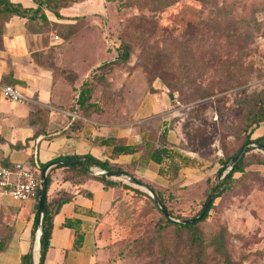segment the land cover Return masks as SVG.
Returning a JSON list of instances; mask_svg holds the SVG:
<instances>
[{"label": "rangeland", "instance_id": "obj_1", "mask_svg": "<svg viewBox=\"0 0 264 264\" xmlns=\"http://www.w3.org/2000/svg\"><path fill=\"white\" fill-rule=\"evenodd\" d=\"M161 1L83 0L78 4L87 8L78 9L87 13L84 17L99 18V30L80 24L81 30L73 26L51 32H75L68 40L70 58L87 54L80 69L114 62L93 73L96 65L73 89L71 106L82 84L90 87L92 106L86 118L125 122L147 93L161 88L176 94L170 99L171 131L176 142L185 138V147L179 148L182 154L198 156L206 168L202 181L180 177L159 191L172 217L188 219L201 210L216 184L218 159L238 151L249 131L254 137L257 124L248 127L246 117L257 104L254 97L264 100V0H174L166 6ZM123 44L130 46L126 60L120 56ZM245 149L249 150L243 172L235 174L234 185L215 200L199 228L208 245L221 227L225 229L233 263L264 264V150L253 144ZM126 184L140 192L122 188L111 208L100 215L89 264H175L171 252L176 244L186 247L188 258L192 249L186 234L183 243L181 239L177 243L172 227L160 232L164 219L152 198L133 182ZM58 193L49 189L50 196ZM161 246L169 249L166 258ZM204 261L222 264L211 246Z\"/></svg>", "mask_w": 264, "mask_h": 264}, {"label": "crops", "instance_id": "obj_2", "mask_svg": "<svg viewBox=\"0 0 264 264\" xmlns=\"http://www.w3.org/2000/svg\"><path fill=\"white\" fill-rule=\"evenodd\" d=\"M12 1L26 7L34 6L33 0ZM82 4L62 8L61 19L48 10L45 13L50 22L59 25H73L81 30L80 24H85L92 31L99 30V18L84 17L87 13L78 7L87 8V5ZM68 40L52 32L48 36L32 33L26 28V19L19 16H13L7 22L4 48L0 51V84L10 81L20 88L28 101L15 103L0 93V166L3 163L10 167L15 163L25 165L32 160L42 165L62 156L91 155L124 169L153 188L171 186L180 177L187 182L202 181L206 163L198 160V156L182 154V150L174 145L179 141L176 142L171 130L168 142L170 149L176 152L174 160H188L192 164L183 166L172 176L167 172L166 162L158 164L148 156L149 150L158 146L162 124L172 111L169 93L161 88L144 95L134 106L131 119L125 122L86 118L76 111V102L71 106L73 89L79 87L86 73L97 64L85 70L78 68L85 63L87 54H74L71 59L72 43ZM56 68L73 71L76 75L72 79L66 73L56 74ZM70 114L77 117L74 119ZM253 135H264V122L253 129ZM110 137L124 145L136 146V151L114 154L112 147L95 141ZM18 142L24 147L12 148ZM62 175V169H57L50 188L65 192L71 199L53 216L44 264H89L93 232L100 215L111 208L123 190L120 187L104 189L100 182L87 178L64 181ZM82 191L92 193V197L85 196ZM35 217V200L19 202L8 196L0 199V264H19L21 255L29 251ZM67 219L79 223V233L83 235L79 247L75 244V230L65 225Z\"/></svg>", "mask_w": 264, "mask_h": 264}, {"label": "trees", "instance_id": "obj_3", "mask_svg": "<svg viewBox=\"0 0 264 264\" xmlns=\"http://www.w3.org/2000/svg\"><path fill=\"white\" fill-rule=\"evenodd\" d=\"M83 0H69L68 3L64 4L61 0H33L34 6H23L20 3L13 2L12 0H0V51L3 50V37L6 30V24L13 16H19L26 19V28L28 31L32 33L41 34L44 36H48V34L53 31L55 28H61V27H73V25H59L57 23L50 22L45 10H48L51 12L56 18H63V16L60 14V10L62 8H66L71 6L72 4L79 3ZM107 2L112 1H121V0H106ZM164 6L169 5L174 0H162ZM161 1V2H162ZM205 1V0H200ZM75 28V27H74ZM63 39L68 40L75 36V32H70L68 35L60 34ZM130 55V46L129 44H123L122 45V52L120 53V56L126 60ZM114 62H103L99 65H97L95 68H93L92 72L96 73L103 68H109V66L113 65ZM57 71H61L62 73L68 74V77H72L74 74L73 71H66L63 69L56 68ZM15 83H18L19 81H12ZM91 99V90L88 84H85V82L82 84L81 89L79 91V95L76 99V107L77 112L85 117V113H87V110L89 109L92 104L90 103ZM255 103L254 109H251L247 113V126L251 127L253 124L259 125L260 122H264V100L258 99L257 97H254ZM259 101V102H258ZM172 118L163 122L162 128L160 130V134L158 137V142L156 147H153L149 150L148 156L149 158L154 161L155 163H163L166 162L168 166L167 172H170L172 176H175L178 171L183 166H189L192 163L188 160H184L182 162L175 161L176 152L173 149H170V143L168 142V133L172 129ZM96 142L100 144H104L107 146L112 147V152L114 154H133L136 151V146L133 145H124L120 141H118L115 138H100L95 139ZM185 138H181L179 140L178 148L185 147ZM250 144L255 145L256 147L264 150V135L258 136V137H251L250 131L245 135L244 141L242 143L241 148L236 151L235 153L231 154L230 156H226L224 158H219L218 162L220 166L218 167L216 171V184L211 186L210 191L207 195L212 194V200L200 220H196L193 223H187V224H178L171 222L166 215L158 208V206L154 203L157 210L162 214L163 221L160 222L159 225V231L166 230L169 227H172V229L177 232V240L180 243V239L183 238V234H186V238L188 239V242L190 243V247L192 249L191 254L187 255V257H184V251L186 247L180 246V244H176L173 247V250L171 254H173V257L175 258L176 263L175 264H205V256H206V250L207 246H211L215 255L220 259L222 264H237L233 263L228 255L226 245H225V236L224 228H220L218 233L214 236V238L209 242V245L206 244L203 240V236L201 233V230L199 228V224L204 221L210 214L211 210L214 208V202L215 200L228 192L232 186L235 183V174L242 173L244 170V158L245 155H243L239 161L236 163L234 168L230 170L228 173L225 174V176L220 180L222 173L225 171V169L228 167V165L231 163V161L235 158V156L240 152L244 150V147H248ZM24 147L23 144L20 142L16 143L15 145H12V148H21ZM66 161V162H74L73 165H56L53 166L47 174V187H46V194H45V201H44V218H43V228H42V235L40 236V246H39V257L37 264H44L46 252L48 250L49 244H50V235L51 230L53 227V216L55 213L58 212L61 205L71 199L70 196H66L65 192H59L55 196L49 195V189L52 181V176L54 172L57 169H62L63 175L62 179L64 181L67 180H74L76 178H87L92 179L100 182L104 189H108L111 187H121L123 189H129L134 190L135 192H140L138 189H135L131 187L130 185L123 183L119 180L111 179L110 177H107L104 174H96L94 173L91 168L92 167H99L103 170L109 171L112 174H116L117 176L125 175L130 177L131 182L140 181L139 179H136L131 173L125 171L124 169L118 167V166H112L108 161H101L91 155H70V156H62L56 158L54 161ZM48 163L40 165V168L42 169L45 165ZM29 166L33 165V160L31 162H28ZM2 166L9 167L8 164L3 163ZM164 173V172H162ZM149 185V184H148ZM157 194L159 199L162 201L164 206L167 208L165 204V200L163 199L162 194L159 191V188H153L151 185H149ZM82 194H84L87 197H92V193L87 191H82ZM208 197V196H207ZM207 199V198H206ZM154 202V201H153ZM37 204H38V198L35 199V211H36V217L35 222L32 229V245L28 252L21 255L20 257V263L19 264H34L33 261V245L35 240V232H36V220H37ZM168 214L170 216H173L171 211L167 208ZM199 214V211L194 215L196 217ZM193 218V217H192ZM65 225L68 227H71L76 232V247H79L83 241V235L79 233V223L77 220H69L67 219L65 222ZM159 235V234H158ZM151 242V241H148ZM182 242V239H181ZM183 243V242H182ZM168 248L165 246L160 247V252L163 253V257L166 258L168 254Z\"/></svg>", "mask_w": 264, "mask_h": 264}, {"label": "built area", "instance_id": "obj_4", "mask_svg": "<svg viewBox=\"0 0 264 264\" xmlns=\"http://www.w3.org/2000/svg\"><path fill=\"white\" fill-rule=\"evenodd\" d=\"M57 39V36H54ZM1 95L15 103H25L27 96L22 93L19 87L12 84H0ZM77 109V107L75 106ZM76 118L75 114H70ZM117 180L127 183L126 177ZM41 181V168L37 161L32 166L23 163H15L13 166H0V199L8 196L14 201L35 200L38 195V188Z\"/></svg>", "mask_w": 264, "mask_h": 264}, {"label": "water", "instance_id": "obj_5", "mask_svg": "<svg viewBox=\"0 0 264 264\" xmlns=\"http://www.w3.org/2000/svg\"><path fill=\"white\" fill-rule=\"evenodd\" d=\"M176 94L175 93H169V98L171 100H174ZM249 149H245L243 151H240L235 158L231 161V163L228 165V167L225 169V171L222 173L220 180H222V178L225 176L226 173H228L230 170H232L234 168V166L236 165V163L239 161V159L246 153L248 152ZM73 165L74 162H66V161H52L49 162L47 165H45L42 169H41V181L39 184V188H38V204H37V220H36V232H35V240H34V245H33V254H35V258L33 255V261L34 264H37L38 260H36V258L39 257V246H40V236L42 235V228H43V218H44V201H45V194H46V187H47V174L48 171L56 165ZM94 173L96 174H104L107 177H110L111 179L117 180L120 177H126L127 180L130 181V177L125 176V175H120L117 176L116 174H112L109 171L103 170L99 167H95V169L93 170ZM135 184L136 187L140 188L141 190L145 191L154 201V203L158 206V208L164 213V215H166L168 217V219L171 222L174 223H178V224H187V223H193L196 220H200L202 219V217L204 216L211 200H212V194L208 195L207 199L205 200V202L203 203L201 210L199 211V214L196 217L193 218H174L172 216H170L168 214L167 208L164 206V204L162 203V201L159 199V197L157 196L156 192L146 183L142 182V181H135L133 182Z\"/></svg>", "mask_w": 264, "mask_h": 264}]
</instances>
